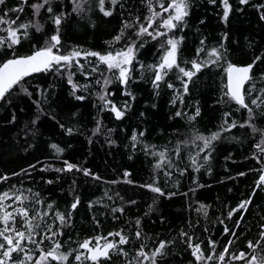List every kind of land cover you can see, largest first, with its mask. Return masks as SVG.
I'll use <instances>...</instances> for the list:
<instances>
[{"label": "trees", "instance_id": "1", "mask_svg": "<svg viewBox=\"0 0 264 264\" xmlns=\"http://www.w3.org/2000/svg\"><path fill=\"white\" fill-rule=\"evenodd\" d=\"M40 2L6 0L0 5V16L15 21L11 27L29 22L42 26L41 31L29 27L27 35L21 34L20 44L13 48H0V65L9 58L45 47L50 37L57 34L54 16L62 17V54L72 49L106 54L135 42V58L129 66L127 84L116 79L118 73L109 72L97 57L89 56L79 59L82 69L73 63L71 68L58 66L60 71L33 73L6 94L0 101V194L23 191L29 197L24 207L48 211L45 221L52 224L53 231L63 233L54 238L62 245L60 251L72 252L66 264H92L74 259L77 252H84L79 244L99 236L118 241L119 237L109 236L115 232L128 237L129 242L121 246L127 256L110 253L111 260L102 259L100 264H137L142 246L151 254L161 241L167 246L164 255L156 257L157 264H219L215 259L197 262L188 246L189 237L193 244H200L205 256L211 251L210 240L216 242L217 253L229 239L233 241L230 253L249 252L247 242L260 241L264 231V184L258 186L264 174V152L257 148L258 144L264 147V0H248L247 4L228 0L231 10L227 21L221 0H188L189 15L183 25L172 31L161 28L166 36L138 37L136 28H127L119 41L115 37L124 21L135 23L139 18L146 23V17L151 15L148 0H120L114 7L105 0L104 7L112 10L111 16L100 11L98 0H81L82 11L73 10V0H50L52 12L45 5L34 17L31 5ZM163 2L167 6L170 0ZM19 7H23L22 12L13 11ZM152 7L161 11L158 0H152ZM7 26L0 25V36H7L3 31ZM180 37L181 67L189 69L192 60H207L206 53L213 48L220 51L222 58L197 73L188 83L187 93L175 68L154 88L155 72L149 66L161 62L168 47H161L164 41ZM202 47L204 52L197 55ZM229 64L255 65L252 80L244 88L246 101L260 97L259 106L250 105L251 123L257 131L239 126L248 121L249 114L225 95ZM94 67L96 71H92ZM105 78L110 81L107 86ZM169 83L172 88L167 86ZM73 84L78 86L75 90ZM105 92V100L124 111L123 117L118 119L110 110L112 105L100 99ZM77 96L84 99L78 100ZM177 112L181 115L177 116ZM193 116L195 119H190ZM225 120L228 124L236 121L237 127L223 131L222 127H228ZM216 132H220L219 139L203 149V142L197 137ZM134 135L136 140L132 139ZM161 152L165 158L158 168ZM65 162L81 171L66 170ZM145 185L159 187L163 195ZM37 193L39 196L35 197ZM33 198L43 204L32 205ZM77 198L79 204L72 210ZM249 199L247 211L235 212L229 218L230 212ZM5 204L20 206L14 200H6ZM201 205L205 208L201 209ZM57 212L65 216L70 213V221L61 226L55 217ZM238 220L240 227L235 228ZM232 231L236 236L231 235ZM51 246L47 240L41 245L45 251ZM32 254L37 258L40 255L38 251ZM231 264L244 261L232 260Z\"/></svg>", "mask_w": 264, "mask_h": 264}, {"label": "snow or ice", "instance_id": "2", "mask_svg": "<svg viewBox=\"0 0 264 264\" xmlns=\"http://www.w3.org/2000/svg\"><path fill=\"white\" fill-rule=\"evenodd\" d=\"M6 0H0V5L5 4ZM212 3H215L216 0H211ZM222 5L224 6V20L227 21L229 12L231 10V6L228 3V0H221ZM22 3H27V0H22ZM75 4L74 11H82L83 5L81 0H73ZM100 11L103 12L105 16H111L112 10H106L105 0H98ZM111 5L114 7L120 0H110ZM159 8L161 11L157 12L152 7V0H148L149 12L151 15L146 17V23H141L139 18L136 19L135 23H129L128 21L123 22V29L120 34L115 37L116 41H119L121 37L124 35V29L127 28H136V35L138 37L149 36L152 39H157L161 36H166L167 32L160 31L161 28L166 29L168 31H172L177 27L183 25L185 18L189 15L188 8L189 3L188 0H170L167 6L163 0H158ZM241 4H247L248 0H240ZM45 5H49L47 7V11L49 13L52 12V8L50 6V0H41L40 3H36L31 5L33 9V16H38L40 9L44 8ZM13 11H23V7H19L17 9H13ZM168 14V15H165ZM157 20H159V24H157ZM53 22L57 25V34L52 35L45 47H42L31 55L28 56H20L12 59H8L2 65H0V100H4L6 94L13 89L14 87L21 84L27 76L42 72L48 71L52 69H56L60 71L61 68L58 66H63L67 68H71L73 63L76 64L79 68H83V65L79 63V59L81 57L87 59V57H97L99 63H102L106 66V69L109 72L118 73L115 75L116 79H119L122 83L127 84L129 80V66L132 64L133 59L135 58L136 52V44L132 42L128 44L125 48H122L118 51L108 52L106 54H100L97 52H87L83 53L80 50L72 49L67 53L60 52V37H59V25L62 22L61 16H54ZM12 24H15V21H8L4 18V16H0V25H8L3 29L7 33V36H0V48L7 47L9 49L13 48V46L20 44L21 42V34L26 36L27 29L29 27H33L36 31H41L42 26L38 22H29L27 24H20L15 28L11 27ZM155 25V27H153ZM138 26V27H137ZM149 29H152L151 31ZM23 30V32H21ZM183 37L180 38H168L164 43L161 44V47H164L165 44L169 47L165 49V54L161 58V62L158 65H151L149 68L155 72L152 83L154 88H158L160 82H162L167 75L168 71H171L173 68L178 70V73L181 74L178 76V79L182 80L183 83V91L184 93L188 92V83L192 80V78L199 73L204 67L211 66L212 64H216L222 57L221 53L218 49L213 48L210 52L206 53L209 57L207 60H203L198 62L197 60H192L190 62L191 67L186 69L181 67L178 63V51L179 45L182 42ZM203 44V41L201 42ZM143 46V45H141ZM200 52H204V48H200L197 52L199 55ZM214 58V59H213ZM255 65L250 64L247 66H236L229 64L227 67L228 74V83L226 85L227 92L225 95L228 96L232 101H235L237 105L241 108L246 109L249 118L245 124H240V127H251L253 131H257L255 125L251 123L253 117V109L250 105H257L260 97L253 98L249 101H246L245 88L244 85L252 80V69ZM143 67V65L141 66ZM97 68L94 67L92 71H96ZM184 78H187L186 80ZM109 79L105 78L104 85L107 86L109 83ZM69 83H72V80L69 79ZM100 83V81H97ZM169 88H172V84L167 85ZM78 86L73 84V89L75 90ZM85 88L87 85L84 86ZM255 85L252 86L254 88ZM23 91H27V89H22ZM249 94L251 89L248 90ZM108 95L105 92L100 96V99L105 100V97ZM127 95L131 96V93H127ZM135 97H133L134 99ZM76 99L82 100L83 96H77ZM106 104H111V111H113L116 117L119 119L123 117L124 111L117 109V107L112 104L110 100H105ZM125 107H127L125 105ZM177 116L181 115L180 112L176 113ZM196 115H199V109L196 110ZM230 115V114H226ZM190 119H195V116L190 117ZM225 124H228V121L225 120ZM237 127V122L232 121L231 124H228L227 128H223V131H229L231 128ZM98 130V129H97ZM71 131V130H69ZM143 135V133H141ZM220 132H216L211 134V136L205 137L203 135L198 136L197 139L203 142V149H208L211 147L213 141L219 139ZM133 140H136L137 137L134 135L132 137ZM53 147H56L53 145ZM262 152H264V147L261 145H257ZM61 151L60 149H57ZM177 152L179 149L177 148ZM155 154V153H154ZM210 154V153H209ZM161 158V162L156 165V167H161L165 153L161 152L158 154ZM207 158V157H206ZM66 163V170L71 171L74 168L78 171L81 169L77 168L76 165ZM193 163H196L195 158H193ZM170 164V162H169ZM57 171H63V169H57ZM84 171L85 175H88L87 170ZM264 172V169H261ZM125 175H128L127 173ZM243 175V173H241ZM98 178V177H97ZM3 179H7L4 177ZM130 182V181H129ZM51 183V181H49ZM264 184V174L260 176V180L258 181V186ZM152 192L159 193L163 195V192L159 187L154 185H145ZM28 191H31L30 189ZM39 194H35V197H38ZM6 200H14L18 203L19 207H13L12 204H5ZM29 200V197L25 195L23 191L16 190L12 193L8 191L0 194V264H31V262L35 261V264H51V262H56V264H66L69 257L72 255V252H61L62 248L59 240L54 239L57 235H62V232L53 231L52 224L47 223L45 221V217L49 215L48 211H41L39 207H24V204ZM32 205L39 206L43 204V201L38 198H33L31 200ZM251 203V200L242 201L236 209L229 213V218L235 213L241 210L247 211V206ZM79 204V199L77 198L73 204L71 205V209L75 210ZM11 208L12 211L8 209ZM47 208L50 209L51 205H47ZM205 206L201 205V209H204ZM200 209H198L199 211ZM113 211H123V209H113ZM204 215H207V212L204 211ZM56 219L60 222V225L70 221V213L68 216H65L62 213H55ZM19 218V220L17 219ZM244 217L241 215L240 220H243ZM41 222H44L43 229ZM19 223V227L17 224ZM139 223V221H137ZM235 228L240 227V221L238 220L234 226ZM229 229L225 227V234H228ZM140 232H136V236L140 237ZM182 235L187 236V233H182ZM232 236H236V232H231ZM109 236L119 237V240H108L107 237L99 236L87 239L79 244V248L83 249L84 252H77L74 259L76 261L83 262L84 260H89L92 264H100L101 260H111L110 253L118 252L124 256H127V253L121 247L122 245H126L129 242L127 236L123 235L121 232L109 233ZM39 237V239H37ZM47 240L51 243V247L45 251L44 248L41 247L44 244V241ZM93 240L96 241L93 244ZM101 241H104L101 244ZM232 239H229L227 244L223 247L222 251L219 253L216 252V242L209 241V247L211 249L210 253L205 256L203 250L199 243L193 244L191 242V237H189L188 246L192 249V255L195 257L197 262L200 261H212L217 260L219 264H231L232 260L235 261H244V264H264V231L260 233V241L254 243L253 241H248L246 247L250 250L249 252L240 251L238 253H230L229 249L232 245ZM28 245L34 246L33 248H29ZM167 246V242L161 241L157 249L151 254L143 251V246L137 253V264H144L143 260L140 258L143 257L144 260L151 261V264H157L156 257L164 255V249ZM259 249V251H257ZM34 251H38L40 255L35 257L32 253ZM86 253V254H85Z\"/></svg>", "mask_w": 264, "mask_h": 264}, {"label": "water", "instance_id": "3", "mask_svg": "<svg viewBox=\"0 0 264 264\" xmlns=\"http://www.w3.org/2000/svg\"><path fill=\"white\" fill-rule=\"evenodd\" d=\"M32 53H33V52H32ZM32 53H31V54H32ZM31 54H28V55H31ZM28 55H21V56H28ZM18 57H20V56H18ZM12 58H15V57H12ZM12 58H9V59H12ZM7 60H8V59H7ZM7 60H6V61H7ZM4 62H5V61H4ZM4 62H3V63H4ZM3 63H2V64H3ZM2 64H1V65H2ZM232 65H236V66H240V67L247 66V65H237V64H232ZM227 83H228V74H227V71H226V84H227ZM244 86H245V85H244ZM226 89H227V87H226Z\"/></svg>", "mask_w": 264, "mask_h": 264}, {"label": "bare ground", "instance_id": "4", "mask_svg": "<svg viewBox=\"0 0 264 264\" xmlns=\"http://www.w3.org/2000/svg\"><path fill=\"white\" fill-rule=\"evenodd\" d=\"M246 65H250V64H246ZM1 101V100H0Z\"/></svg>", "mask_w": 264, "mask_h": 264}, {"label": "rangeland", "instance_id": "5", "mask_svg": "<svg viewBox=\"0 0 264 264\" xmlns=\"http://www.w3.org/2000/svg\"><path fill=\"white\" fill-rule=\"evenodd\" d=\"M169 47V46H168Z\"/></svg>", "mask_w": 264, "mask_h": 264}]
</instances>
